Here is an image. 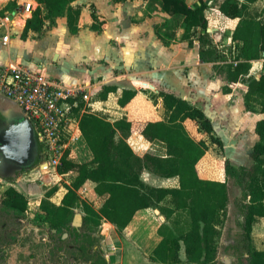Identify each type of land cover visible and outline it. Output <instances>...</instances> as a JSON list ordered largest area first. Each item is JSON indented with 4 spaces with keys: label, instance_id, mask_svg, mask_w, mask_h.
I'll use <instances>...</instances> for the list:
<instances>
[{
    "label": "trees",
    "instance_id": "trees-1",
    "mask_svg": "<svg viewBox=\"0 0 264 264\" xmlns=\"http://www.w3.org/2000/svg\"><path fill=\"white\" fill-rule=\"evenodd\" d=\"M36 1L40 5L27 19L23 37L30 31L42 30L47 22L56 24V18L63 15L70 31L79 32L82 6L76 4L77 0ZM158 1L166 12L183 16V38L192 47L200 46L202 61L220 60L223 53L214 46L208 32V0H192L193 3H189L191 0ZM258 1L220 0L218 6L224 16L238 18L231 48L236 63L233 61L225 66L228 81L223 93H230L238 83L247 82L246 108L264 113V70L259 77L249 75L252 62L264 58V17L260 14L264 8L259 12L253 10ZM14 7L18 8V5L10 2L5 10ZM105 24L94 9L91 29L102 31ZM115 89V86L105 85L98 96L106 99ZM147 93L154 104H164L167 118L148 122L142 134L147 140L162 145L163 151L138 155L127 141L132 124L126 116L110 121L89 109L83 111L84 100L80 101L74 115L79 119V132L93 157L88 161L76 160L71 157L70 148L64 151L57 165L58 173L74 171L77 174L65 184L67 191L59 204L50 199L56 187L41 199L38 208L41 227L61 234L68 231V238L73 239L71 246L76 247L83 239L92 242L93 233L104 219L123 233L141 210L156 208L165 220L157 228L159 240L149 253L151 261L158 264H219V240L230 203L228 179L234 178L243 196L241 227L247 264H264V249H257L252 244L253 226L264 218V117L255 125L258 141L253 147L252 165H236L227 158L226 179L205 178L199 174L198 163L210 145L206 139L192 136L185 122L195 121L199 131L206 133L214 143L222 144V139L213 134L211 118L202 107L174 93ZM136 94L137 90L125 89L119 104L125 106ZM144 171L162 178L178 177L179 185L155 186L144 180ZM85 186L94 189L98 197L106 196L97 208L80 195ZM28 205V198L12 185L2 196L0 212L11 214L15 211L14 217L19 218L18 214L24 213ZM78 209L83 214L81 225L76 227L72 223ZM80 248L86 250L83 245ZM99 248L93 245L95 253L101 251ZM182 249L185 257L181 256Z\"/></svg>",
    "mask_w": 264,
    "mask_h": 264
},
{
    "label": "crops",
    "instance_id": "crops-1",
    "mask_svg": "<svg viewBox=\"0 0 264 264\" xmlns=\"http://www.w3.org/2000/svg\"><path fill=\"white\" fill-rule=\"evenodd\" d=\"M151 1L156 0L121 2L77 0L76 4L82 6L78 33L70 31L67 18L63 15L56 18V24L50 25L47 22L42 30L30 31L26 37H23L26 21L32 16V11L40 5L39 2L36 0H0V29L3 30V34L0 36V68L20 65L30 69H39L46 75L60 78L70 85L82 86L84 93L88 95V99L84 101L91 108L90 111L104 115L110 121L124 116L128 118L132 127L131 135L127 141L140 156L164 149L162 145L147 140L142 134L148 122L167 118L164 104H154L147 92L174 93L194 105L202 107L211 120V116L216 115L215 119L225 129V134L250 123L255 130L256 122L264 117V113L250 111L246 108L244 96L248 90L247 83H238L230 93L218 92L224 88L228 81L225 66L232 63L233 60L227 63L221 60L202 61L199 57L200 46L196 44L192 47L183 38L184 23L176 30V35L171 31H162L159 23L164 20V17L168 16L169 18L174 15L166 12L162 5L159 11L152 12L147 7ZM208 1L209 7L206 10L210 28L208 32L213 37L214 46L223 53V44H232L231 48L234 45L232 33L238 23V18L224 16L219 10V6L214 7L211 3L212 0ZM10 2L17 4L18 8L5 10L6 5ZM143 2L144 5L141 9L144 8L142 10L144 14L137 17L138 5ZM28 3L32 5L30 11L25 10ZM94 9L100 19L106 21L102 31L91 29ZM180 18L183 22V16ZM163 22L165 27L169 26V23ZM6 35L9 36L8 41L4 40ZM215 36L218 37V40ZM222 36L226 37V43L221 41L223 43L220 44ZM41 45L52 46L50 56L54 61L65 64L67 59L72 60L73 68L59 73H47L44 70L47 69L44 64L33 59L31 54V50L39 49ZM123 61L129 63L131 72H116L118 67L126 66V64L121 65ZM263 61L264 58L253 61L249 75L259 77L262 73L261 69L264 70ZM221 71H224L225 76ZM128 76H132L131 79H127L129 82L121 83ZM105 85L115 86L116 89L109 92L106 99H102L98 93ZM125 89L137 90V94L125 106H121L118 101ZM12 101L0 95V130L7 123L19 118L26 117L30 120L25 111ZM233 105H236L237 108ZM210 110L213 112L211 116L209 115ZM240 115H243L245 120L241 119ZM30 122L32 123L31 120ZM189 124L195 126L196 132L199 131L195 121L187 120L185 125L190 134L192 132ZM215 131L218 132L214 125ZM74 134L75 138L69 142V145L73 147L72 156L76 157L74 158L76 160H91L92 152L79 132V125L76 131L74 130ZM76 135L78 136L76 137ZM191 135L193 136V134ZM57 174L65 175L58 172ZM71 174L76 175L77 173L72 171ZM142 176L146 182L155 186L179 185L178 177L162 178L149 171H144ZM69 183V180H65V183L58 185L60 190H63L60 197L58 199L50 197V199L59 204L67 191L65 184ZM80 191L86 193L91 201L99 199L101 203L106 197H98L94 189L89 186H85ZM82 193L80 195L85 198ZM43 197L46 195L41 191L36 199L38 208ZM82 214V212L78 213L81 216L80 220H82ZM105 221L112 226L115 232L119 233L114 224L108 220ZM132 223L133 221L128 227Z\"/></svg>",
    "mask_w": 264,
    "mask_h": 264
},
{
    "label": "rangeland",
    "instance_id": "rangeland-1",
    "mask_svg": "<svg viewBox=\"0 0 264 264\" xmlns=\"http://www.w3.org/2000/svg\"><path fill=\"white\" fill-rule=\"evenodd\" d=\"M219 1L212 0L211 3L216 7ZM189 3H193V1L191 0ZM143 5L144 2L138 5L137 17H141L144 14V11H142L144 8L141 9ZM147 7L156 13V10L159 11L161 9V2L158 0L151 1ZM263 8L264 0H259L253 5V10L258 9V12ZM260 14L264 17V11ZM173 15V17L170 16L169 18L168 16L164 17V20L159 24L162 31H171L176 35V30L183 26L180 18L182 15ZM163 21L169 23V26L165 27ZM2 34L3 30L0 29V36ZM215 38L218 40L217 36ZM221 41L226 43V37L222 36L219 41L220 44L223 43ZM223 45L222 49L224 52L220 60L225 63L231 62L233 60L231 55L232 44ZM51 47L41 45L39 49L31 50L33 59L42 62L47 68L44 69L47 73L52 74L71 70L74 65L72 60L67 59L65 64H61L60 61L57 62L51 59ZM262 63L264 68V61ZM124 64L126 66L118 67L116 72H131L129 63L123 61L121 65ZM221 72L225 76L224 71ZM131 78L132 76H128L121 83H128L127 79ZM218 92L223 93V89ZM15 104L18 105L17 103ZM233 106L237 108L236 105ZM85 109L91 108L84 101L83 111ZM209 115H213L211 110ZM211 117L218 131H215L214 135L222 139V144L214 143L206 133L196 132L193 124L188 125L192 132L191 134L195 138H206L210 145L206 155L198 164V171L200 176L226 179L225 161L227 158L236 165H246L247 167L252 165L253 147L258 141V136L253 129L252 123L230 130L228 134H225V129L215 119L216 115ZM240 117L245 120L243 115H240ZM74 128L75 126L71 129V134L69 133L68 138H66L68 141L67 148H62L60 151L55 150V153L46 149V156L37 163L35 169H27L10 176H3L0 173V203L5 190L12 185L20 189L19 191L29 200L28 209L24 213L18 214L19 218L14 217L17 214L15 211L11 214L7 211L0 212V264H158L149 259L150 251L159 240L157 228L165 218V216L160 214V211L159 213L156 211V208L139 212L131 226L123 233L115 232L109 223H106L105 220L102 221V224L93 233V241L90 242L87 239H83L79 242V245L76 243L78 248L77 246H71V244H74L72 243L73 239L68 238V231L61 234L41 227V217L36 203L41 191L44 195H48L49 191L56 187V191L51 193L50 196L58 199L63 191L62 189L60 190L58 185L65 183V180L70 181L71 177L74 176L71 172L65 175H58L57 164L54 161L56 157H62L64 151L68 148L71 150V157L73 159L76 158L72 156L73 147L69 145L71 139L75 137ZM55 154L57 156H54ZM228 185L230 203L219 240V264H247L241 227L243 220L241 208L242 190L234 178L228 179ZM80 193L82 192L80 191ZM82 195L85 197L84 199H89L86 193H82ZM89 201L97 208L101 200L91 201L89 199ZM80 211L78 209V213H81ZM72 225L79 227L81 220L75 218ZM252 244L257 249H264V218L259 219L253 226ZM81 245L85 246L86 250L80 248ZM93 245L100 247L101 251L95 253ZM181 256L185 257L184 249L181 250Z\"/></svg>",
    "mask_w": 264,
    "mask_h": 264
},
{
    "label": "built area",
    "instance_id": "built-area-1",
    "mask_svg": "<svg viewBox=\"0 0 264 264\" xmlns=\"http://www.w3.org/2000/svg\"><path fill=\"white\" fill-rule=\"evenodd\" d=\"M31 9L32 5L28 3L25 10ZM8 38L6 35L4 40L8 41ZM0 95L13 100L25 111L45 148L53 153L67 148L66 138L71 129L75 126L76 130L79 125L74 109L80 101L88 99L82 86L70 85L42 70L20 65L0 68ZM54 161L58 165L61 156Z\"/></svg>",
    "mask_w": 264,
    "mask_h": 264
},
{
    "label": "water",
    "instance_id": "water-1",
    "mask_svg": "<svg viewBox=\"0 0 264 264\" xmlns=\"http://www.w3.org/2000/svg\"><path fill=\"white\" fill-rule=\"evenodd\" d=\"M210 30V28H208ZM37 135L34 125L26 117L7 123L0 130V166L22 163L32 156L31 143ZM159 213V209L156 210ZM81 219L80 215L75 217Z\"/></svg>",
    "mask_w": 264,
    "mask_h": 264
},
{
    "label": "flooded vegetation",
    "instance_id": "flooded-vegetation-1",
    "mask_svg": "<svg viewBox=\"0 0 264 264\" xmlns=\"http://www.w3.org/2000/svg\"><path fill=\"white\" fill-rule=\"evenodd\" d=\"M31 152H33L32 156L29 157V160H26L22 163H14L11 162L0 166V173L3 176H10L15 175L17 172H22L27 169L33 170L35 167H37V163H39L42 158L46 156V148L42 142V140L39 138L38 135H34V140L31 143Z\"/></svg>",
    "mask_w": 264,
    "mask_h": 264
}]
</instances>
